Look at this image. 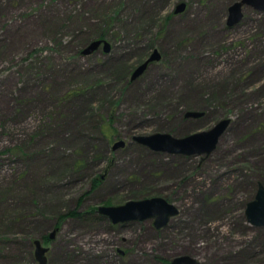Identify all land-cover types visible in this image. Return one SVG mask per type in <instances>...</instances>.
<instances>
[{"label": "rangeland", "instance_id": "1", "mask_svg": "<svg viewBox=\"0 0 264 264\" xmlns=\"http://www.w3.org/2000/svg\"><path fill=\"white\" fill-rule=\"evenodd\" d=\"M238 1L0 0V264H38L37 239L47 264H264L246 217L264 186V12L228 27ZM100 36L111 51L84 55ZM224 119L209 156L135 140ZM152 197L179 209L163 229L97 217Z\"/></svg>", "mask_w": 264, "mask_h": 264}, {"label": "water", "instance_id": "2", "mask_svg": "<svg viewBox=\"0 0 264 264\" xmlns=\"http://www.w3.org/2000/svg\"><path fill=\"white\" fill-rule=\"evenodd\" d=\"M252 7L258 12H264V0H241L235 2L229 7L227 25L234 27L239 24L243 18L244 7ZM186 8L185 3H181L176 8V13H182ZM103 48L105 53L111 51V44L106 40L92 41L84 50V55H90ZM161 53L156 49L149 58L139 65L131 76V80L138 79L147 70L149 65L161 60ZM204 115L202 112L189 111L185 114L186 118H200ZM230 119L219 121L210 130L196 132L183 138H176L168 133H154L151 135L136 136L135 140L148 148L168 154H177L185 156H209L215 151L220 138L226 132L230 125ZM124 142L120 141L114 144V150L123 147ZM97 212L108 218L112 224H121L133 221L153 220L156 229L165 228L172 218L179 214V209L165 198L152 197L141 200H131L119 206H99ZM247 221L254 227H264V186L259 185L255 198L247 204ZM57 230L50 234V240L55 238ZM35 258L38 264H47V253L49 248L43 246L41 240L34 241ZM171 264H201L197 259L191 256H179L172 260Z\"/></svg>", "mask_w": 264, "mask_h": 264}, {"label": "trees", "instance_id": "3", "mask_svg": "<svg viewBox=\"0 0 264 264\" xmlns=\"http://www.w3.org/2000/svg\"><path fill=\"white\" fill-rule=\"evenodd\" d=\"M99 38H101V39H103L104 38V36H100ZM203 117V116H202ZM68 215H70V214H68ZM74 215V214H73ZM97 217H99L100 219H105V217L104 216H98L97 215ZM98 218V219H99ZM105 220H107V219H105ZM45 238H47L46 236H45ZM35 241V240H34Z\"/></svg>", "mask_w": 264, "mask_h": 264}]
</instances>
